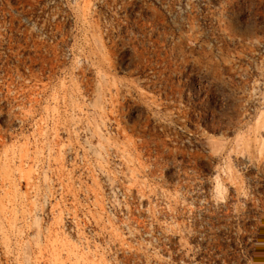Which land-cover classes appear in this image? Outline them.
<instances>
[{
    "label": "rangeland",
    "instance_id": "1",
    "mask_svg": "<svg viewBox=\"0 0 264 264\" xmlns=\"http://www.w3.org/2000/svg\"><path fill=\"white\" fill-rule=\"evenodd\" d=\"M0 264H264V0H0Z\"/></svg>",
    "mask_w": 264,
    "mask_h": 264
}]
</instances>
